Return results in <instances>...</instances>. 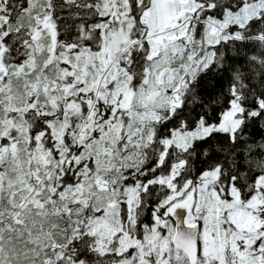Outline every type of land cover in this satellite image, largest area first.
Wrapping results in <instances>:
<instances>
[{
	"label": "snow or ice",
	"instance_id": "snow-or-ice-1",
	"mask_svg": "<svg viewBox=\"0 0 264 264\" xmlns=\"http://www.w3.org/2000/svg\"><path fill=\"white\" fill-rule=\"evenodd\" d=\"M0 264H264V0H0Z\"/></svg>",
	"mask_w": 264,
	"mask_h": 264
}]
</instances>
